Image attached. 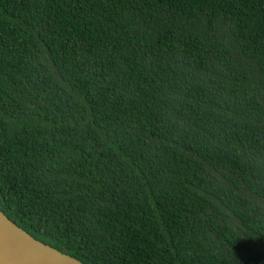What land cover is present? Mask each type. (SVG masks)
I'll list each match as a JSON object with an SVG mask.
<instances>
[{
  "label": "trees",
  "instance_id": "trees-1",
  "mask_svg": "<svg viewBox=\"0 0 264 264\" xmlns=\"http://www.w3.org/2000/svg\"><path fill=\"white\" fill-rule=\"evenodd\" d=\"M0 210L83 264H264V0H0Z\"/></svg>",
  "mask_w": 264,
  "mask_h": 264
},
{
  "label": "water",
  "instance_id": "water-1",
  "mask_svg": "<svg viewBox=\"0 0 264 264\" xmlns=\"http://www.w3.org/2000/svg\"><path fill=\"white\" fill-rule=\"evenodd\" d=\"M0 264H83L35 239L0 210Z\"/></svg>",
  "mask_w": 264,
  "mask_h": 264
}]
</instances>
